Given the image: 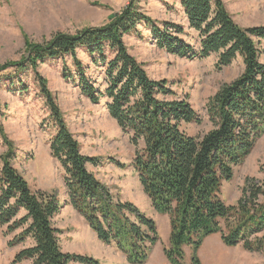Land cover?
I'll return each instance as SVG.
<instances>
[{"label": "trees", "instance_id": "16d2710c", "mask_svg": "<svg viewBox=\"0 0 264 264\" xmlns=\"http://www.w3.org/2000/svg\"><path fill=\"white\" fill-rule=\"evenodd\" d=\"M180 4L200 40L198 51L181 37L182 26L152 19L133 0L111 16L108 25L76 35L58 34L45 45H29L24 61L0 67V73L12 68L35 72L57 127L50 151L65 172L70 204L101 242L117 244L132 264L147 260L148 244L158 241L156 223L132 204L115 201L107 186L88 170V164L99 165V160L82 155L48 81L37 71L47 61L71 57L75 72L66 67L65 79L75 81L93 104L107 100L110 117L136 149L133 166L144 192L159 214L169 216L170 247L164 252L171 264H183L185 248H191L193 264H199L197 250L217 234L228 247L242 245L264 254V238L255 237L264 231V201L260 200L264 188L248 182L235 206L226 205L219 196L223 183L233 178L234 167L244 162L264 134V63L260 62L264 26H239L223 0H181ZM140 25L150 31L159 49L173 56L202 60L216 54L218 69L242 59L241 76L208 101L213 129L206 135L185 132L184 125L201 123L197 112L187 99L176 97L168 80L151 79L144 64L129 53L124 37L138 35ZM79 50L105 69L104 90L88 76V68L77 56ZM0 138L7 149L1 156L0 227L6 228L5 236L22 229L11 241L12 247L27 239L33 242L16 254L12 264H99L93 258L63 252L61 231L53 222L60 211L56 194L31 189L13 165L16 148L1 123Z\"/></svg>", "mask_w": 264, "mask_h": 264}, {"label": "rangeland", "instance_id": "374dc122", "mask_svg": "<svg viewBox=\"0 0 264 264\" xmlns=\"http://www.w3.org/2000/svg\"><path fill=\"white\" fill-rule=\"evenodd\" d=\"M133 0H0V67L24 61L28 46L45 45L58 34L76 35L88 28H101L110 23ZM141 12L159 22L183 27L181 37L198 51L200 40L190 28L181 7V0H136ZM234 21L243 28L264 26V0H223ZM139 34L127 35L124 42L129 53L144 67L153 80H168L177 98L187 99L201 118V123L184 125L185 132L202 137L213 129L207 111L209 99L219 89L241 76L244 64L238 58L231 65L218 69V55L206 59L187 60L159 49L150 31L138 26ZM260 62L264 63V43L260 45ZM78 58L88 68V76L102 90L105 89V69L95 65L88 53L79 50ZM68 68L74 75L71 57L47 61L38 73L48 81L55 102L59 106L68 129L79 142L82 155L99 160L88 164V170L110 190L115 201L129 203L147 219L156 223L158 241L150 246L143 264H171L164 250L170 247L171 225L168 215L159 214L144 192L134 169L135 147L122 132L106 108L107 100L93 104L80 91L78 84L64 77ZM16 68L0 73V123L8 139L16 148L14 167L34 192L56 194L60 211L53 219L61 231L64 253L93 258L99 264H132L117 244H104L86 220L72 207L64 182L65 172L50 151V141L57 133L45 99L41 95L35 72ZM6 147L0 138L1 156ZM264 188V134L258 138L244 162L234 167L233 178L224 182L221 201L235 206L248 185ZM264 201V196H261ZM134 222L135 219L133 218ZM0 227V264H12L16 254L33 245L31 239L12 247L11 241L22 232L5 236ZM255 237L264 238V231ZM183 264H193V251L184 249ZM199 264H264V254L250 252L242 245L228 247L219 234L208 237L197 250ZM21 264H30L23 262ZM71 264H80L72 262Z\"/></svg>", "mask_w": 264, "mask_h": 264}]
</instances>
